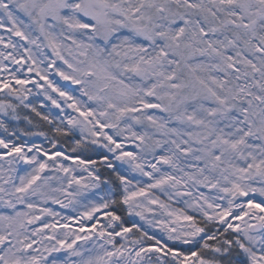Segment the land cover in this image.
I'll use <instances>...</instances> for the list:
<instances>
[{
	"label": "snow or ice",
	"instance_id": "1",
	"mask_svg": "<svg viewBox=\"0 0 264 264\" xmlns=\"http://www.w3.org/2000/svg\"><path fill=\"white\" fill-rule=\"evenodd\" d=\"M0 30V116L52 133L0 119V264H264V0H0Z\"/></svg>",
	"mask_w": 264,
	"mask_h": 264
},
{
	"label": "rangeland",
	"instance_id": "2",
	"mask_svg": "<svg viewBox=\"0 0 264 264\" xmlns=\"http://www.w3.org/2000/svg\"><path fill=\"white\" fill-rule=\"evenodd\" d=\"M0 35H4L5 39H7V33H5L3 30H0ZM18 38L13 37V40H16ZM0 49H2V46H0ZM50 55V52L48 53ZM45 66V65H42ZM10 67H15L10 64ZM6 75V73H5ZM23 78V77H22ZM50 79H53L54 81L60 82L63 84L64 82L60 80L58 76H55L54 74L50 76ZM14 83V82H13ZM41 83H43L41 81ZM27 87L32 89V94L29 96V102L34 103L38 109L42 110L44 113H48L51 111L52 115H57L58 110H56L49 101H46L43 94L40 93L38 89L35 88L34 85L29 84ZM4 94L0 93V98H2ZM41 101L44 102V106L41 109ZM70 111V110H69ZM23 115H30L32 117L33 123L28 124L26 121L23 119L19 121H14L11 120L10 118H5L3 116H0V119H6V122L9 125V133L15 129L16 135L15 136H10V138L13 140V142L16 143H21V144H40L44 148H51V145L44 136L39 135L40 132L47 133L49 137H51L52 133L50 130V126L41 121L39 117H36L34 113H30V110L24 109L21 112V116ZM8 133H5L3 129H0V138L8 136ZM71 141L70 140H64L61 139L57 148L55 149L56 151H64L69 148ZM26 170V169H24ZM48 175H52V173H47ZM47 207L52 208L53 210L60 212L61 215H74L72 209H62L60 205H55L49 202L47 204ZM82 210V209H81ZM138 219V218H135ZM63 222V221H62ZM73 228L78 227L75 223L72 224ZM86 227H90V224H86Z\"/></svg>",
	"mask_w": 264,
	"mask_h": 264
}]
</instances>
